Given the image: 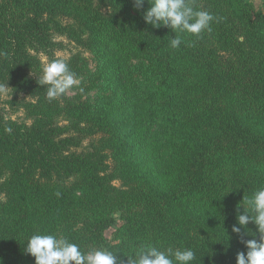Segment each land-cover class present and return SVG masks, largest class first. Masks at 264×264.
Wrapping results in <instances>:
<instances>
[{
  "label": "trees",
  "instance_id": "1",
  "mask_svg": "<svg viewBox=\"0 0 264 264\" xmlns=\"http://www.w3.org/2000/svg\"><path fill=\"white\" fill-rule=\"evenodd\" d=\"M192 3L213 14L211 31L177 32L172 48L169 27L145 23L148 0L139 10L133 0H0V91L30 99L25 121L0 110V264H35L34 234L83 252L107 246L117 264H134L142 246L236 264L241 237L259 239L252 222L250 234L232 226L243 197L264 188V11ZM66 43L78 49L64 62L79 84L49 101L42 55L55 60Z\"/></svg>",
  "mask_w": 264,
  "mask_h": 264
},
{
  "label": "clouds",
  "instance_id": "2",
  "mask_svg": "<svg viewBox=\"0 0 264 264\" xmlns=\"http://www.w3.org/2000/svg\"><path fill=\"white\" fill-rule=\"evenodd\" d=\"M144 2L133 0V6L139 10ZM148 3L150 7L143 11L145 23L156 28L169 27L175 33L170 40L172 48H179L181 44L177 32L198 36L204 30L211 31L213 14L198 10L192 0H148ZM42 71L43 76L38 83L47 86L46 98L49 101L79 84L63 60H54ZM5 131L11 133L12 129L6 128ZM243 200L248 207L242 204L243 212L237 214V224L232 226V232L239 235L244 228L246 234H250L247 226L252 222L256 225L259 239L244 240L241 237L246 252L237 253L236 264H264V188L254 191L250 197H243ZM26 252L35 258V264H117V257L111 251L96 249L83 252L79 245L55 235H32L27 240ZM134 256V264H192L195 259L191 249L168 248L161 251L155 246H142L134 252Z\"/></svg>",
  "mask_w": 264,
  "mask_h": 264
},
{
  "label": "rangeland",
  "instance_id": "3",
  "mask_svg": "<svg viewBox=\"0 0 264 264\" xmlns=\"http://www.w3.org/2000/svg\"><path fill=\"white\" fill-rule=\"evenodd\" d=\"M254 11L261 12L264 11V0H245ZM62 39V38H61ZM67 41V40H66ZM78 49L74 44L66 43V49L59 50L56 52L55 60H63L66 61L69 59L72 51H77ZM83 55L88 59L90 67L94 70L97 66V56L88 51H84ZM43 68L48 64L53 62L54 60H50L47 56L42 55ZM98 90V89H97ZM97 90H93L89 93V97L91 98V102H95L97 99ZM69 94H72V89L67 91ZM25 99L29 101L30 99L26 98L23 94L17 95L8 87L2 88L0 91V110L10 119L17 121H25L27 120L25 111L20 107V101ZM1 197V195H0ZM114 222L105 229V236L107 238L106 244H112L116 241V230L119 225L123 222L119 213L114 215ZM103 249L107 250V246H103L101 248H93L92 250Z\"/></svg>",
  "mask_w": 264,
  "mask_h": 264
}]
</instances>
